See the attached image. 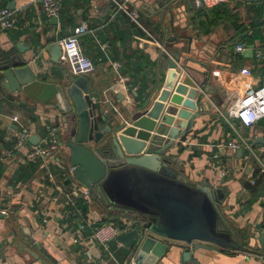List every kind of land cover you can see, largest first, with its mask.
I'll use <instances>...</instances> for the list:
<instances>
[{
  "label": "crops",
  "instance_id": "obj_1",
  "mask_svg": "<svg viewBox=\"0 0 264 264\" xmlns=\"http://www.w3.org/2000/svg\"><path fill=\"white\" fill-rule=\"evenodd\" d=\"M56 1L60 10L54 25L42 11L40 0H0V9L15 2L12 11L16 19L14 29L0 28V73L10 66V57L18 56L40 81L65 86L76 76L71 74L63 55L60 64L53 63L48 49L65 37L76 36L83 53L95 66L92 73L85 75L91 98L101 104L103 111L126 122L141 97L149 90H157L158 95L163 87L169 70L161 57L166 38L171 34L188 39L187 69L212 89L222 105L216 107V100L201 97L209 99L213 106L194 119L187 136L165 151L167 169L190 186L224 188L218 211L236 238L243 235L253 245L248 248L251 252H242L193 241L192 245L213 248L194 253L200 264H264V258L255 254L264 251V242H260L264 240V127L237 126L240 136L251 143L253 154L243 151L239 157L237 151L218 148L236 139L222 114L231 111L247 89L264 84V60L255 57L257 50H264V0H223L210 7H195L194 0ZM19 44L23 52L18 50ZM237 45L243 49L237 51ZM184 82L193 84L188 76ZM43 106L34 105L22 93L0 88V264H34L22 247L28 241L15 218L30 229L41 246V260L47 264H53L51 260L61 264L109 262L122 247L113 240L106 249L100 248L92 239L96 224L104 215L117 216L120 225L124 224L120 230L127 231L138 215L120 214L91 188L89 198L74 195L73 204L66 202L58 188L69 193L81 186L67 173L70 125L60 110ZM112 106L118 113H113ZM14 116L17 122L12 121ZM49 122L58 127L60 146L56 158L66 170L59 171L56 166L53 181L41 168L40 159L28 158L33 146L29 142L8 155L19 125L41 140L43 126ZM159 239L174 250L164 264H177L181 252L178 247L184 242Z\"/></svg>",
  "mask_w": 264,
  "mask_h": 264
},
{
  "label": "water",
  "instance_id": "obj_2",
  "mask_svg": "<svg viewBox=\"0 0 264 264\" xmlns=\"http://www.w3.org/2000/svg\"><path fill=\"white\" fill-rule=\"evenodd\" d=\"M14 6L15 2H11L8 8L13 10ZM57 21L56 16L50 17L52 24L56 25ZM21 45L17 48L23 52ZM188 51V39L171 34L166 38L161 57L169 70L163 87L158 95L157 90H149L141 97L126 122L104 112L101 104L93 101L85 76H77L65 86L43 82L18 56L10 57V66L0 73L1 90L22 93L32 99L34 105H45L63 113L70 125L66 146L71 178L85 188L97 190L106 205L138 215V220L130 222L128 230L119 232L114 239L121 245V252L104 264H164L168 253L173 254L174 250L159 238L184 242L178 247L181 252L177 264H200L194 252L213 249L204 244L192 245L193 241L251 252L248 249L253 246L251 240L247 242L243 235L236 238L218 211L224 188L209 184L190 186L184 178L167 169L165 151L187 136L194 119L213 106L209 99L201 97L216 100L212 89L205 82L197 81L187 69ZM48 53L53 63L60 64L59 44L52 45ZM186 76L193 84L184 82ZM216 101V107L222 105L220 100ZM256 124L264 127V117ZM39 141L37 135L28 140L33 146ZM103 147L110 148L112 157H103ZM242 153L237 151L239 157ZM15 220L28 241L22 247L34 259V264H47L41 260V246L30 229L21 220ZM255 254L264 258L263 252Z\"/></svg>",
  "mask_w": 264,
  "mask_h": 264
},
{
  "label": "built area",
  "instance_id": "obj_3",
  "mask_svg": "<svg viewBox=\"0 0 264 264\" xmlns=\"http://www.w3.org/2000/svg\"><path fill=\"white\" fill-rule=\"evenodd\" d=\"M221 1L223 0H194V5L195 7H210ZM40 2L45 16L50 18L58 15L60 8L56 0H40ZM15 27L16 19L14 11L7 7L0 9V28L3 30H12ZM59 45L72 75L76 77L85 76L94 71L95 66L93 62L83 53L79 39L76 36H68L61 39ZM242 49V45L236 46L237 51H241ZM255 57L258 60H264V50H257L255 52ZM93 101L96 103L98 102L95 99H93ZM112 107L113 113H118V109L115 106ZM227 113V115L222 114V117L228 124L236 139L227 143H221L218 145V148L222 150L227 149L232 152H236L238 150L247 151L248 153L253 154L254 152L251 143L247 139L240 136L237 126L251 127L256 124V121L259 118L264 117V84L255 88L247 89L245 95L237 101L233 106V109ZM12 121L17 122L18 118L14 116ZM19 126L16 141L12 149L8 152V155H13L18 150L28 145L31 133L27 127L22 125ZM43 129V138L39 141L38 145L32 146L29 149L27 156L30 159H40L42 161L41 168L46 169L47 178L50 181H53L54 175H56L54 169L56 166L59 171H66L63 167H60L58 159L56 158V154L60 146L58 138L59 130L58 127L51 122L45 123ZM67 173H70L72 176L71 167L67 168ZM58 190L59 193H64L66 202L70 204L74 203V195L81 198H89L90 196L89 189L83 186H76L69 193L63 192L61 187H59ZM54 200H56V198H54ZM121 231L122 230H120V228L117 227L113 221H109L95 229L92 239L100 248L106 249L107 245L112 242ZM74 242H76V240Z\"/></svg>",
  "mask_w": 264,
  "mask_h": 264
},
{
  "label": "trees",
  "instance_id": "obj_4",
  "mask_svg": "<svg viewBox=\"0 0 264 264\" xmlns=\"http://www.w3.org/2000/svg\"><path fill=\"white\" fill-rule=\"evenodd\" d=\"M203 7V6H202ZM147 89V88H146ZM146 89H143V90H145L146 91ZM102 154L104 155L103 157H112V152H111V150H110V148L109 147H103L102 148ZM119 210V213L120 214H124V215H131V214H133V213H131V212H129V211H123V210H120V209H118ZM133 215H136V214H133ZM117 216H103V218H102V220L101 221H99L97 224H96V229L98 228V227H100L102 224H104V223H106V222H109V221H113L114 222V224L117 226V227H119V228H123L124 227V224H123V226L122 225H120L122 222L121 221H119L118 220V217L116 218ZM138 217V216H137ZM119 221V222H118ZM129 221V220H128ZM121 222V223H120Z\"/></svg>",
  "mask_w": 264,
  "mask_h": 264
}]
</instances>
